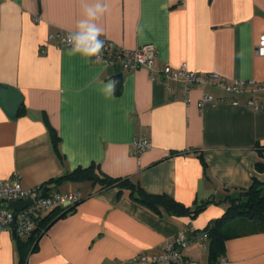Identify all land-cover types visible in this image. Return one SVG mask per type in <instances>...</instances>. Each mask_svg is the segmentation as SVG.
<instances>
[{
  "label": "crops",
  "instance_id": "0c3cea01",
  "mask_svg": "<svg viewBox=\"0 0 264 264\" xmlns=\"http://www.w3.org/2000/svg\"><path fill=\"white\" fill-rule=\"evenodd\" d=\"M108 4L100 21L104 37L130 50L153 44L157 70L186 65L231 83L264 81V56L256 54L264 0ZM80 11V0H0V84L23 98L14 118L0 104V180L19 175L27 188L47 183L54 191L82 194L74 209L44 229L27 264H118L159 252L183 230L191 242L182 254L211 264L208 236L200 237L227 210V195L264 184V91L230 94L196 84L187 101L181 83L152 81L146 67L123 69L70 55L59 35L74 26ZM97 79L118 80L120 92L105 99ZM205 92L215 101L201 106ZM251 99L262 107L248 105ZM140 138L152 145L136 155ZM93 163L109 176L138 181L148 193L202 208L194 217L156 213L129 190L55 181ZM227 225L241 234L226 240L218 264H264V231H251L247 219ZM17 260L16 236L0 227V264Z\"/></svg>",
  "mask_w": 264,
  "mask_h": 264
},
{
  "label": "built area",
  "instance_id": "2783aa9c",
  "mask_svg": "<svg viewBox=\"0 0 264 264\" xmlns=\"http://www.w3.org/2000/svg\"><path fill=\"white\" fill-rule=\"evenodd\" d=\"M68 32L59 35V46L69 47L66 43ZM104 48L99 59L93 58L96 63L119 65L123 69H137L146 67L152 81L157 82H179L183 85L184 94L189 101V93L192 86L196 84L204 86H216L222 91L230 94H237L245 90L251 93L264 91V81L255 80L229 82L224 76L217 72L200 73L190 69L186 65L173 68L164 65L160 70L154 67V60L157 56V49L153 44H145L136 49L130 50L117 44L115 41L102 36ZM256 54L264 56V35L261 36L257 46ZM170 89L172 87L168 86ZM223 100V98H222ZM214 96L210 93H203L200 105L206 102L213 103ZM248 105L259 109L262 104L256 100H249ZM151 141L148 138H140L135 141L133 153L141 155L151 148ZM82 200L80 191L60 192L52 190L46 184L27 188L21 182V176L17 175L11 181L0 180V227L10 231L17 230L19 236L29 237L35 234L39 221L53 210L70 209ZM12 201H31L30 204L14 209L8 206ZM7 204V205H6ZM207 235L200 237L204 238ZM199 239V237H198ZM191 242L186 231H180L176 236L166 241L161 250L153 255L141 253L134 257L119 261L118 264H199L187 259L182 250ZM106 264V263H103Z\"/></svg>",
  "mask_w": 264,
  "mask_h": 264
},
{
  "label": "trees",
  "instance_id": "16d2710c",
  "mask_svg": "<svg viewBox=\"0 0 264 264\" xmlns=\"http://www.w3.org/2000/svg\"><path fill=\"white\" fill-rule=\"evenodd\" d=\"M120 84L117 85V93L120 92ZM51 137L58 154L60 137L54 127H50ZM62 180L91 181L100 184L102 188L118 187L121 191L129 190L130 196L135 201L155 211L156 213H171L174 215H190L194 217L202 208L197 207L191 210L181 202L175 200L168 194L148 193L138 181L129 177H113L103 172L98 164H91L87 167H78L73 171L60 176L56 182ZM48 185L47 183H45ZM228 208L218 219L213 220L208 226L206 235L210 241V262L218 264L221 256L225 253V242L232 235H240L241 231L230 232L228 223L231 220L247 219L253 221L251 231H264V184L254 182L249 188L239 190L236 193L227 195ZM53 210L39 221L35 234L29 237H16V250L18 260L16 264H27L28 256L38 247V238L46 227L60 215L74 209ZM67 211V212H66Z\"/></svg>",
  "mask_w": 264,
  "mask_h": 264
},
{
  "label": "clouds",
  "instance_id": "9594fccd",
  "mask_svg": "<svg viewBox=\"0 0 264 264\" xmlns=\"http://www.w3.org/2000/svg\"><path fill=\"white\" fill-rule=\"evenodd\" d=\"M80 9V18L68 30L66 37L69 54L80 55L87 60L99 59L104 48V40L101 37L105 35L100 21L109 11L108 0H80ZM95 83L104 98L111 99L116 94L119 81L97 79Z\"/></svg>",
  "mask_w": 264,
  "mask_h": 264
},
{
  "label": "water",
  "instance_id": "95a60500",
  "mask_svg": "<svg viewBox=\"0 0 264 264\" xmlns=\"http://www.w3.org/2000/svg\"><path fill=\"white\" fill-rule=\"evenodd\" d=\"M0 104L3 106L6 113L14 118L17 116L23 104V98L15 88L0 84ZM30 202L31 201H12L8 203V206L14 209H21L30 204ZM13 233L16 237L19 236L17 230H14Z\"/></svg>",
  "mask_w": 264,
  "mask_h": 264
}]
</instances>
